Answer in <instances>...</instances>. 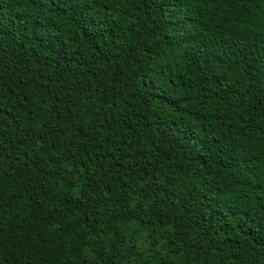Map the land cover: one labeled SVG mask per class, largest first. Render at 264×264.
Masks as SVG:
<instances>
[{"label": "trees", "instance_id": "obj_1", "mask_svg": "<svg viewBox=\"0 0 264 264\" xmlns=\"http://www.w3.org/2000/svg\"><path fill=\"white\" fill-rule=\"evenodd\" d=\"M0 264H264V0H0Z\"/></svg>", "mask_w": 264, "mask_h": 264}, {"label": "snow or ice", "instance_id": "obj_2", "mask_svg": "<svg viewBox=\"0 0 264 264\" xmlns=\"http://www.w3.org/2000/svg\"><path fill=\"white\" fill-rule=\"evenodd\" d=\"M241 28L243 29L244 28V25H241Z\"/></svg>", "mask_w": 264, "mask_h": 264}]
</instances>
